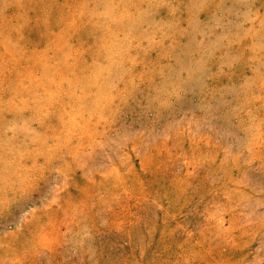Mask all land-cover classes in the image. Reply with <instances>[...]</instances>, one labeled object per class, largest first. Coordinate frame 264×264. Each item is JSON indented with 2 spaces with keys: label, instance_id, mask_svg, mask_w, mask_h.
<instances>
[{
  "label": "rangeland",
  "instance_id": "rangeland-1",
  "mask_svg": "<svg viewBox=\"0 0 264 264\" xmlns=\"http://www.w3.org/2000/svg\"><path fill=\"white\" fill-rule=\"evenodd\" d=\"M0 264H264V0H0Z\"/></svg>",
  "mask_w": 264,
  "mask_h": 264
}]
</instances>
